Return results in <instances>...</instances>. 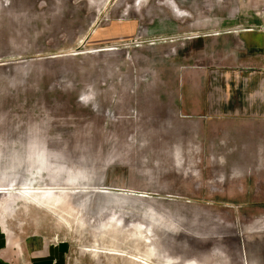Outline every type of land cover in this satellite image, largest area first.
<instances>
[{
  "label": "rangeland",
  "instance_id": "obj_1",
  "mask_svg": "<svg viewBox=\"0 0 264 264\" xmlns=\"http://www.w3.org/2000/svg\"><path fill=\"white\" fill-rule=\"evenodd\" d=\"M246 54H264V0H0V227L63 264H246L264 204L222 201L221 155L158 137L176 118L138 98Z\"/></svg>",
  "mask_w": 264,
  "mask_h": 264
},
{
  "label": "crops",
  "instance_id": "obj_2",
  "mask_svg": "<svg viewBox=\"0 0 264 264\" xmlns=\"http://www.w3.org/2000/svg\"><path fill=\"white\" fill-rule=\"evenodd\" d=\"M246 55L238 69L175 68L171 81L144 82L145 87L156 86V90L144 87L138 98L162 101L157 112L161 108L164 114L182 121L176 123L175 119L170 124L172 130L158 137L206 139L194 151L221 155L217 179L227 197L222 201L264 204V54ZM148 58L149 54H140V59ZM120 98L113 94V104L119 105ZM46 153L39 143L30 147V154ZM241 248L246 264H264V220L258 218L246 225ZM61 250L45 238L19 236L0 227V264H63Z\"/></svg>",
  "mask_w": 264,
  "mask_h": 264
},
{
  "label": "bare ground",
  "instance_id": "obj_3",
  "mask_svg": "<svg viewBox=\"0 0 264 264\" xmlns=\"http://www.w3.org/2000/svg\"><path fill=\"white\" fill-rule=\"evenodd\" d=\"M174 7H175V5H174ZM174 7H173V5H172V8H174Z\"/></svg>",
  "mask_w": 264,
  "mask_h": 264
}]
</instances>
